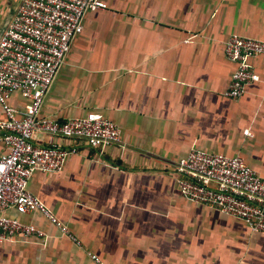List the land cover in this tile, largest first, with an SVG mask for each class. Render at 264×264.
<instances>
[{"label":"crops","instance_id":"1","mask_svg":"<svg viewBox=\"0 0 264 264\" xmlns=\"http://www.w3.org/2000/svg\"><path fill=\"white\" fill-rule=\"evenodd\" d=\"M99 1L105 9L83 15L39 116L98 113L119 129L122 148L80 146L60 171H33L26 191L79 246L38 212L8 208L44 240L0 242V264H93L87 253L102 264H264V233L187 202L173 171L195 148L238 156L264 178V57L248 60L258 81L239 99L221 95L234 68L224 44L231 34L264 44V0ZM9 104L25 100L14 93ZM32 142L73 146L39 132Z\"/></svg>","mask_w":264,"mask_h":264},{"label":"built area","instance_id":"2","mask_svg":"<svg viewBox=\"0 0 264 264\" xmlns=\"http://www.w3.org/2000/svg\"><path fill=\"white\" fill-rule=\"evenodd\" d=\"M99 0H21L0 33V242L30 237L40 241L44 234L4 211L18 215L38 212L74 245L71 236L43 204L26 191L33 171L56 173L66 158L80 146L101 150L122 148L119 129L98 113L62 122L40 117V107L72 38L82 30L86 12L105 9ZM224 58L234 68L226 90L221 94L237 100L258 76L248 60L264 57V44L231 34L224 44ZM25 100L21 109L9 104L12 94ZM70 140L68 149L51 143L46 147L32 142L33 133ZM180 196L191 204L214 209L242 222L251 233H264V178L256 175L238 156H223L190 148L173 167ZM93 264L100 260L87 253Z\"/></svg>","mask_w":264,"mask_h":264},{"label":"rangeland","instance_id":"3","mask_svg":"<svg viewBox=\"0 0 264 264\" xmlns=\"http://www.w3.org/2000/svg\"><path fill=\"white\" fill-rule=\"evenodd\" d=\"M17 5L18 1L16 0H0V27L2 25L3 20L7 21L5 17L7 15H10L15 10Z\"/></svg>","mask_w":264,"mask_h":264},{"label":"water","instance_id":"4","mask_svg":"<svg viewBox=\"0 0 264 264\" xmlns=\"http://www.w3.org/2000/svg\"><path fill=\"white\" fill-rule=\"evenodd\" d=\"M4 28V26H2V29ZM2 31V30H1ZM1 31H0V33H1Z\"/></svg>","mask_w":264,"mask_h":264}]
</instances>
